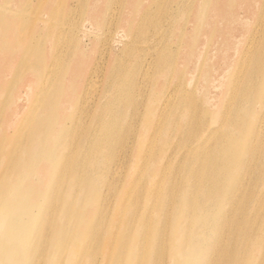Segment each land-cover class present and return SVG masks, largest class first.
I'll return each instance as SVG.
<instances>
[{"label":"bare ground","instance_id":"6f19581e","mask_svg":"<svg viewBox=\"0 0 264 264\" xmlns=\"http://www.w3.org/2000/svg\"><path fill=\"white\" fill-rule=\"evenodd\" d=\"M256 4L68 0L22 32L27 6L11 16L0 3V264H264ZM203 30L218 85L201 67Z\"/></svg>","mask_w":264,"mask_h":264},{"label":"rangeland","instance_id":"374dc122","mask_svg":"<svg viewBox=\"0 0 264 264\" xmlns=\"http://www.w3.org/2000/svg\"><path fill=\"white\" fill-rule=\"evenodd\" d=\"M67 2L68 0H0V3L3 5V6H13L14 9H12L11 11H8L9 14L11 16H17L20 14L21 12V9L24 7V6H27L28 10V15H27V21H17V26L18 27H21L23 28V31L22 32H25L27 31L32 25H35V27H40L41 26V20L43 18H50L52 19L54 16L56 15H60L59 17H63V15L65 14H68V9H67ZM21 5V6H20ZM115 6V5H113ZM255 9V7H254ZM259 7L257 6L256 4V13H254V16H253V19H254V27L256 25V27L254 28L255 29V37H256V40L258 42H260L261 44L264 45V9H261L262 10V13L259 11ZM247 10V7L246 9H242L241 10V13L244 14V15H247L249 16V11L248 13L245 11ZM25 11V10H24ZM83 12V13H82ZM82 12L81 10L79 9L77 11V14L75 15L74 18V21L77 22V23H80V22H83V19L89 14V9L85 8V7H82ZM116 12V13H115ZM85 13V14H84ZM118 11L117 9L112 11V14L113 17L115 15H117ZM261 13V14H260ZM79 14V15H78ZM261 16H260V15ZM78 15V16H77ZM79 18L80 20H78L77 18ZM257 17H260L261 19L257 18ZM116 16L112 19H110L107 24H106V28L104 27V30L109 33L107 34L104 30H102V32L100 33L98 29H96V31L98 33H100L99 35H97L99 37V45L97 46V53L99 51H103L105 48H107V46H109V43H111L112 41H107V37L109 38V36L111 37V35L113 36L114 35V26H115V20L113 21V19H115ZM54 20V19H52ZM259 20V22H258ZM262 20V21H261ZM108 23L110 24H113V27L112 25H108ZM236 26V35L237 37L239 38L241 36V34L244 32V28H245V25L241 22L235 24ZM262 25V26H261ZM109 26V27H108ZM110 28V29H109ZM258 28V29H257ZM260 28H263L260 29ZM260 29V30H259ZM257 30V31H256ZM261 31V32H260ZM105 32V33H104ZM258 32V33H257ZM260 32V33H259ZM107 34V36L105 35ZM263 35V37H262ZM106 36V37H105ZM259 36V37H258ZM104 38V39H103ZM258 38V39H257ZM110 39V38H109ZM111 40V39H110ZM104 41V42H103ZM106 41V42H105ZM263 41V42H261ZM85 45L86 46H89L90 45V40L88 38L85 39L84 41ZM103 43L106 45H103ZM101 44V45H100ZM115 44V43H114ZM214 45H215V41L213 39H207L206 35H205V31L203 30V33L202 35L199 37V40H198V48L201 50V52L203 53L202 57H201V67H202V70L205 72V70H209L210 67H212V54L214 53ZM104 46V47H103ZM116 46H118L116 44ZM103 49L101 50L100 48ZM14 48H15V51L16 52H20V51H23L18 43V41L15 39V45H14ZM232 53V51H231ZM230 53V54H231ZM206 54V55H205ZM232 57V56H231ZM221 58V57H220ZM204 59V60H203ZM34 62H37L38 60H33ZM211 64V65H210ZM180 66H183L182 64H180ZM210 66V67H209ZM208 67V68H207ZM196 67H191L189 68V76H192L196 73H198V69ZM210 79L212 82L213 80H215L216 84L218 85L220 83V80L222 79L221 76H222V70H219V71H216L214 70V68L212 67L210 70ZM31 76L29 75H26L24 78H23V81L21 82L20 84V88H19V91L20 89H22V85L25 83V81H27L28 78H30ZM204 81L202 80L201 81V84L203 83ZM209 82V83H210ZM32 86V85H31ZM41 88V79L39 80V82L36 81V83L28 90V97L32 94H34L35 92H38V90H40ZM51 90L53 91V89L55 87H50ZM216 88V89H215ZM219 88V87H218ZM217 87H213V86H210V90L212 91V95H218L220 89H218ZM222 88V87H221ZM19 91L17 90V93H19ZM6 97V91L4 92L3 96H2V99H5ZM31 99V98H30ZM18 105H19V108L20 110H23L26 105H27V101L25 100V97H22V99L20 101H18ZM3 121H6L7 124L10 123V120H9V115L6 113L4 114V118H2ZM97 187V184H93L91 186L88 187V189L90 191H94L95 193V190H96ZM125 217H128V216H125Z\"/></svg>","mask_w":264,"mask_h":264}]
</instances>
